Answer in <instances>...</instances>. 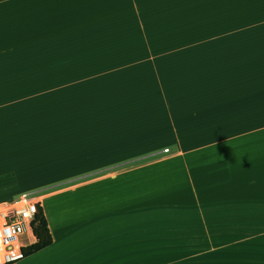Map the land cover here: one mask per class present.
I'll use <instances>...</instances> for the list:
<instances>
[{
    "label": "crops",
    "instance_id": "crops-1",
    "mask_svg": "<svg viewBox=\"0 0 264 264\" xmlns=\"http://www.w3.org/2000/svg\"><path fill=\"white\" fill-rule=\"evenodd\" d=\"M247 1L243 10L264 9V1ZM5 7L0 0V41ZM261 40L242 55V72L258 75L252 85L205 81L195 70L210 55L188 50L6 71L0 203L42 195L52 236L14 264H264V194L249 192L244 158L250 106L264 116ZM96 78V98L69 96Z\"/></svg>",
    "mask_w": 264,
    "mask_h": 264
},
{
    "label": "rangeland",
    "instance_id": "rangeland-1",
    "mask_svg": "<svg viewBox=\"0 0 264 264\" xmlns=\"http://www.w3.org/2000/svg\"><path fill=\"white\" fill-rule=\"evenodd\" d=\"M5 6L0 82L13 69L107 66L118 59L106 56L117 51L151 49L210 55L195 70L208 82L248 80L252 85L257 80L255 72H242L240 66L244 49H258V39L264 44V9L243 10L247 0H5ZM101 86L96 78L75 84L68 93L74 99L96 98ZM59 97L57 113L64 115L66 97ZM255 105L250 106L249 152L244 158L250 167L249 192L264 194V116H257Z\"/></svg>",
    "mask_w": 264,
    "mask_h": 264
},
{
    "label": "built area",
    "instance_id": "built-area-1",
    "mask_svg": "<svg viewBox=\"0 0 264 264\" xmlns=\"http://www.w3.org/2000/svg\"><path fill=\"white\" fill-rule=\"evenodd\" d=\"M41 211L42 195L36 193H22L15 200L0 203V264L24 258V249L36 242L32 225Z\"/></svg>",
    "mask_w": 264,
    "mask_h": 264
},
{
    "label": "trees",
    "instance_id": "trees-1",
    "mask_svg": "<svg viewBox=\"0 0 264 264\" xmlns=\"http://www.w3.org/2000/svg\"><path fill=\"white\" fill-rule=\"evenodd\" d=\"M36 242L24 249V258L48 247L52 243V236L49 232L47 221L42 211L32 225Z\"/></svg>",
    "mask_w": 264,
    "mask_h": 264
}]
</instances>
